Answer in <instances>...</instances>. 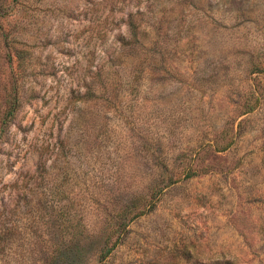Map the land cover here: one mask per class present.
I'll list each match as a JSON object with an SVG mask.
<instances>
[{
	"label": "rangeland",
	"instance_id": "374dc122",
	"mask_svg": "<svg viewBox=\"0 0 264 264\" xmlns=\"http://www.w3.org/2000/svg\"><path fill=\"white\" fill-rule=\"evenodd\" d=\"M0 264H264V0H0Z\"/></svg>",
	"mask_w": 264,
	"mask_h": 264
},
{
	"label": "trees",
	"instance_id": "16d2710c",
	"mask_svg": "<svg viewBox=\"0 0 264 264\" xmlns=\"http://www.w3.org/2000/svg\"><path fill=\"white\" fill-rule=\"evenodd\" d=\"M145 213H146V211H140L138 214H136L135 217L142 216V215H144ZM111 249H113V248H111Z\"/></svg>",
	"mask_w": 264,
	"mask_h": 264
}]
</instances>
